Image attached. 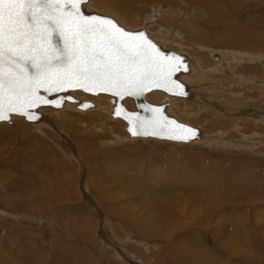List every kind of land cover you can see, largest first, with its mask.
Returning a JSON list of instances; mask_svg holds the SVG:
<instances>
[{
  "label": "rangeland",
  "instance_id": "obj_1",
  "mask_svg": "<svg viewBox=\"0 0 264 264\" xmlns=\"http://www.w3.org/2000/svg\"><path fill=\"white\" fill-rule=\"evenodd\" d=\"M82 7L189 58V99L145 98L201 135L129 139L107 95L80 91L94 108L0 122V264H264V0Z\"/></svg>",
  "mask_w": 264,
  "mask_h": 264
},
{
  "label": "snow or ice",
  "instance_id": "obj_2",
  "mask_svg": "<svg viewBox=\"0 0 264 264\" xmlns=\"http://www.w3.org/2000/svg\"><path fill=\"white\" fill-rule=\"evenodd\" d=\"M86 0H0V122L16 115L37 121L43 106L61 108L73 90L93 95L143 96L159 89L187 95L176 73L184 57L162 50L146 28L129 30L114 16L86 14ZM55 94L57 98L50 99ZM82 108L91 105L83 103ZM148 116L114 105L133 136L190 141L197 129L161 107L141 105Z\"/></svg>",
  "mask_w": 264,
  "mask_h": 264
},
{
  "label": "water",
  "instance_id": "obj_3",
  "mask_svg": "<svg viewBox=\"0 0 264 264\" xmlns=\"http://www.w3.org/2000/svg\"><path fill=\"white\" fill-rule=\"evenodd\" d=\"M86 1H87V0H86ZM83 10L85 11L86 14H88V13L98 14V13H96V12H94V11L88 9V8H83ZM100 15H102V14H100ZM140 29H142V28H140ZM136 30H139V29H136ZM149 38H150V37H149ZM150 39H151V38H150ZM158 46H159V45H158ZM162 50L167 51V52H174L175 54L184 57V59H185V61H186L187 69H189V67H188V65H189L188 60H189V58H187L186 55H185V56H184L183 54L181 55V54H179V53H177V52H175V51H173V50H171V49H162ZM219 57H220V54H219V53H214V54L212 55V58H213L214 60H218ZM187 72H188V70H187V71H183V70H181L180 72L176 73V79H178V81H179L180 83H182V81L179 79V75L182 74V73H187ZM182 84H183V83H182ZM183 85H184V84H183ZM186 86H187V87H186ZM186 86L184 85V89H185V91H186L187 93L190 94V96H187V95H172V94L166 93V92H164V91H162V90H159V89H153V90H151V91H161V92L165 93L166 95L176 96V97H182V98H185V99H189V98L191 97V95L193 94V92L190 90V88H189L188 85H186ZM188 89H189L190 92L188 91ZM73 91H80V92H82V93H84V94L93 95V94H91V93H85V92H83L82 90H73ZM73 91H70V92H68V93H65V95H72L71 93H72ZM151 91H149V92H151ZM149 92H146L143 96H139V97L127 96V97H124L122 100H119V99L113 98L110 94H106V93H99V94H105V95L108 96L109 118H111V119H118V120H120V121L123 123L124 130H125V132H126V134H127V137H128L129 139H140V138H141V139H154V140H157V141H168V142H173V143H190V142H192V140L195 139L196 137L193 138V139H191L190 141H187V142H184V141H173V140L163 139V138H160V137H154V136H137V137H133V136L127 131V121L124 120V119L122 118V116H121V117H117V116L113 115V113H114V111H115V109H114V105H115V104H119L120 106H122V107H123L126 111H128V112H137V113H139L140 116H148V115H150V113H147V112L144 111V109L141 107V105L148 104V105H152V106H158V107H161V109H162V111L164 112V114L167 115L169 118H173V119H175L178 123H182V124H185V125H187V126H189V127H193V128H195V129H197V135H198V133L201 135L200 127L195 126V125H192V124H190V123H188V122H186V121H183V120L177 118L173 113L169 112V107H171L172 104H171V102H170V100H169L168 97L164 96L161 100H159V101H157V102H155V103H151L150 101L146 100V98H145V95H146L147 93H149ZM95 95H98V94H95ZM95 95H94V96H95ZM72 96H73V95H72ZM73 97H74V100H73V101H67V100L64 101V103H63V105H62L61 108H55V107H51V106H43V107H41V108L38 110V114H39L40 118H39V120H37V121H28V120H26L25 118H23V119L26 120V121L29 122V123H32V124H34V123H38V122L41 121L42 118H44V113L42 112L43 109H49V110H53V111L62 110V109L65 107V104H66V103H73V104L75 105V108L78 109V110H80V111H86L88 108H91V107L94 106L93 102H91V101H89V100L76 98L75 96H73ZM49 98H50V99H55V98H57V97H56L55 94H53V95H51ZM125 98H130V99H131L132 104H133V108H129V107H127V106L124 104L123 100H124ZM83 103H88V104H90L91 106L88 107V108H82L80 105L83 104ZM197 135H196V136H197Z\"/></svg>",
  "mask_w": 264,
  "mask_h": 264
},
{
  "label": "bare ground",
  "instance_id": "obj_4",
  "mask_svg": "<svg viewBox=\"0 0 264 264\" xmlns=\"http://www.w3.org/2000/svg\"><path fill=\"white\" fill-rule=\"evenodd\" d=\"M128 1V0H127ZM218 1V0H217ZM216 5V4H215ZM214 6V5H213ZM153 9V8H152ZM143 12V11H142ZM163 13V12H162ZM145 22V21H144ZM197 30V29H196ZM159 31V30H158ZM213 50V49H212ZM211 54V56L214 54V53H219L220 54V57H219V59L218 60H215V61H217V62H219L220 61V59H221V53L220 52H218V51H214V52H210ZM226 53V52H225ZM223 57V56H222ZM196 63V62H195ZM201 81V80H200ZM212 84V83H211ZM161 92V91H160ZM163 93V92H162ZM165 94V93H164ZM166 95V94H165ZM170 96V95H169ZM75 97L77 98V96L75 95ZM93 102V101H92ZM67 104V103H66ZM68 104H70V103H68ZM94 104V106H95V103H93ZM94 106L92 107V108H94ZM67 107H70V106H67ZM200 134L198 133V135L196 136V138L195 139H197L198 137H200L199 136ZM194 140V139H193ZM37 259V258H36ZM35 262V261H34Z\"/></svg>",
  "mask_w": 264,
  "mask_h": 264
}]
</instances>
